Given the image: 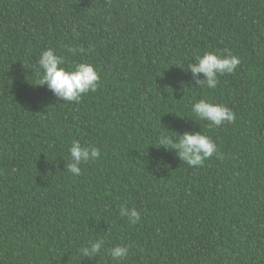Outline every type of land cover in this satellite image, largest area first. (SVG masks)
Listing matches in <instances>:
<instances>
[{
	"label": "trees",
	"instance_id": "trees-1",
	"mask_svg": "<svg viewBox=\"0 0 264 264\" xmlns=\"http://www.w3.org/2000/svg\"><path fill=\"white\" fill-rule=\"evenodd\" d=\"M48 48L91 64L97 90L64 103L36 86ZM205 52L240 60L214 89L186 72ZM200 99L235 121L209 129ZM167 130L218 155L189 166L158 143ZM73 140L100 150L79 176ZM0 264H264V0H0Z\"/></svg>",
	"mask_w": 264,
	"mask_h": 264
},
{
	"label": "clouds",
	"instance_id": "clouds-1",
	"mask_svg": "<svg viewBox=\"0 0 264 264\" xmlns=\"http://www.w3.org/2000/svg\"><path fill=\"white\" fill-rule=\"evenodd\" d=\"M67 50L72 53L77 51L72 47H68ZM64 64L65 59L57 55L54 49L43 50L34 69L37 76L36 86H47L57 100H62L64 103H79L85 94L97 90L100 76L91 64L83 62L71 68L63 67ZM239 64V58L231 53L224 55L205 52L202 56L196 57L195 63L187 65L186 72L192 74L195 84L214 89L220 82L219 78L233 74ZM199 74H203V79H200ZM191 111L199 120L206 121L209 129L232 124L236 118L235 113L226 106L212 103L207 99H200L193 103ZM168 133H175V135ZM158 143L164 149L175 152L180 160L192 167H203L205 160L214 154L218 155L215 142L201 132L179 134L168 130L167 132L162 131L159 133ZM67 151L70 162L66 164V169L75 176L81 175L80 165L100 158V150L97 147L82 146L77 140L71 142ZM120 215L126 217L130 224L140 222V213L135 208L129 209L121 206ZM104 243L103 237L89 240L84 247L79 249V252L86 258L97 257L101 254ZM107 251L113 260H123L129 254V247L117 245Z\"/></svg>",
	"mask_w": 264,
	"mask_h": 264
}]
</instances>
